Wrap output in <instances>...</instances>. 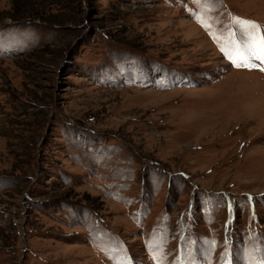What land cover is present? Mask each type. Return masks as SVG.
Returning <instances> with one entry per match:
<instances>
[{
	"label": "rangeland",
	"instance_id": "374dc122",
	"mask_svg": "<svg viewBox=\"0 0 264 264\" xmlns=\"http://www.w3.org/2000/svg\"><path fill=\"white\" fill-rule=\"evenodd\" d=\"M261 38L264 0H0V264H264Z\"/></svg>",
	"mask_w": 264,
	"mask_h": 264
},
{
	"label": "snow or ice",
	"instance_id": "6c2138e0",
	"mask_svg": "<svg viewBox=\"0 0 264 264\" xmlns=\"http://www.w3.org/2000/svg\"><path fill=\"white\" fill-rule=\"evenodd\" d=\"M246 26L247 27H251L253 29H255L256 27H258L257 25H255L252 22H246ZM255 58L260 60L262 63H264V38H261V42H260V46H259V50L257 52L254 53ZM239 66V65H237ZM245 66H249V65H245ZM251 66H255V65H251ZM264 70V69H261Z\"/></svg>",
	"mask_w": 264,
	"mask_h": 264
}]
</instances>
